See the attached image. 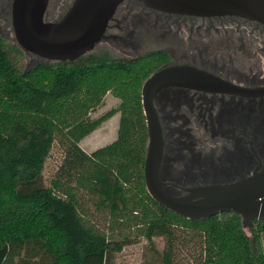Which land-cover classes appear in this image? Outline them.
<instances>
[{"label":"trees","instance_id":"obj_1","mask_svg":"<svg viewBox=\"0 0 264 264\" xmlns=\"http://www.w3.org/2000/svg\"><path fill=\"white\" fill-rule=\"evenodd\" d=\"M10 4L0 0L8 22ZM11 53L25 54L0 34V264H111L131 237L118 239L87 217L85 196L108 222L148 242L155 258L146 264H176L179 246L190 241L199 248L196 264H264L260 229L248 235L237 214L187 219L147 192L141 89L164 53H87L25 68ZM107 93L117 105L91 118ZM116 113V138L90 153L81 149L79 142ZM57 138L64 156L46 183L43 169ZM155 237L164 239L161 250Z\"/></svg>","mask_w":264,"mask_h":264},{"label":"flooded vegetation","instance_id":"obj_2","mask_svg":"<svg viewBox=\"0 0 264 264\" xmlns=\"http://www.w3.org/2000/svg\"><path fill=\"white\" fill-rule=\"evenodd\" d=\"M107 37L124 45L158 42L141 53H164L158 69L202 67L237 84L264 85V25L257 21L175 14L124 0L102 39ZM153 104L163 136L159 177L170 194L186 195L195 187L226 185L264 171V95L168 86ZM229 212L240 217L248 235L259 228L264 236V218L247 225L245 212Z\"/></svg>","mask_w":264,"mask_h":264},{"label":"water","instance_id":"obj_3","mask_svg":"<svg viewBox=\"0 0 264 264\" xmlns=\"http://www.w3.org/2000/svg\"><path fill=\"white\" fill-rule=\"evenodd\" d=\"M124 0H73L64 14L45 18L49 0H11L10 22L16 44L45 61H74L101 41L118 5ZM146 7L169 13L238 16L264 25V0H139ZM168 86L207 92L264 95V85L234 83L202 67L174 66L151 74L141 89L147 130L143 164L149 195L166 209L187 219H203L223 212H245L247 225L264 218V171L226 185L189 189L186 195L170 194L159 177L163 136L154 108L156 93Z\"/></svg>","mask_w":264,"mask_h":264},{"label":"rangeland","instance_id":"obj_4","mask_svg":"<svg viewBox=\"0 0 264 264\" xmlns=\"http://www.w3.org/2000/svg\"><path fill=\"white\" fill-rule=\"evenodd\" d=\"M72 1L73 0H50L47 7V14L45 16L46 20L53 21L60 18ZM107 33L118 34L119 32L109 30ZM0 34L3 36L7 47L10 44H16L11 22H8L6 19V12L2 7H0ZM157 46H159L158 42H143L140 39L135 41L134 44L129 43L128 45H124L121 41L118 42L114 38L107 37L101 39L94 49L88 53L106 52L112 58H131ZM11 58L19 68H25L35 62L43 61L39 57L29 53H25L24 55L11 53ZM117 103L118 99L113 97L111 93H107L104 96L102 103L96 109L91 111L89 115L91 118L98 117L105 111L116 106ZM118 119L119 114L116 113L108 120L104 121L99 128L84 137L79 142L81 149L90 153L91 151L112 142L117 135ZM64 149L65 148H63L61 142L57 138L50 152V156L46 159L43 169V179L46 183H48L51 175L62 163ZM83 202L85 215L93 222L97 223L102 229L107 231V228L110 227L111 230H109V232L118 239L123 237V235H129V237H131V242L125 245L120 252L114 254L111 264H146L147 261L155 258L154 252L150 249L148 242L143 238L135 237V230L133 228L108 222L99 212L95 211L94 206L91 204V200L86 196L83 197ZM153 240L156 248L161 250L164 246V239L162 237H155ZM262 244L264 249V236H262ZM198 250L199 248L193 243V241L179 246L175 258L176 264H196Z\"/></svg>","mask_w":264,"mask_h":264}]
</instances>
